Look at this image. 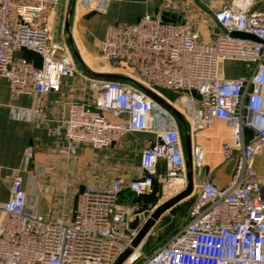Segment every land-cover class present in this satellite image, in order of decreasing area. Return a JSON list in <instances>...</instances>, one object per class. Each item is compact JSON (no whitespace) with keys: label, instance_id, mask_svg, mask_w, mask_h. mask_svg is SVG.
Here are the masks:
<instances>
[{"label":"built area","instance_id":"1","mask_svg":"<svg viewBox=\"0 0 264 264\" xmlns=\"http://www.w3.org/2000/svg\"><path fill=\"white\" fill-rule=\"evenodd\" d=\"M106 1L65 0V7L71 4V19H78L102 12ZM60 2L0 0V80H7L13 95L39 97L59 91L63 77L82 76L69 45L56 41L46 23ZM216 5L221 9L212 11V5L209 12L220 31L209 42L191 19L172 10V0H163L162 11L182 15L181 23L144 14L134 24L109 25L95 52L79 48L73 30L71 35L87 72L124 75L161 96V90L176 93L178 107L164 99L183 115L191 138L214 120L223 122L232 140L222 144V159H237L229 183L194 186L184 223L164 243L144 253V236L132 247L138 230H129L127 222L138 214L119 196L153 193L155 183L171 189L172 197L182 192L187 184L182 138L166 110L135 84L91 79L97 93L69 101L53 131L65 140L58 153L74 155L82 144L103 150L127 134L152 132L156 141L140 152L141 174L85 189L66 223L29 211L22 177L14 173L10 197L0 203V264H113L129 249L122 264H264V178L253 167L264 146V0H216ZM22 50L34 53L39 64L15 58ZM226 61L243 63L247 73L224 77ZM15 116L37 126L47 122L40 103ZM191 160L201 167L199 147L192 146Z\"/></svg>","mask_w":264,"mask_h":264},{"label":"crops","instance_id":"2","mask_svg":"<svg viewBox=\"0 0 264 264\" xmlns=\"http://www.w3.org/2000/svg\"><path fill=\"white\" fill-rule=\"evenodd\" d=\"M162 5L163 0H107L102 12L72 18L69 32L70 35L72 30L75 33L79 48L95 52L109 25L134 24L144 14L157 16L162 11ZM57 9L58 7L46 17L49 27L54 25L51 19L56 16ZM196 30L202 40H212L213 37L207 34L205 28ZM52 32L56 41H65L71 49L64 30V20L60 32ZM14 56L39 64V58L27 50L19 51ZM74 60L76 61L75 57ZM77 68L82 76L63 77L59 91L48 92L39 97L13 95L7 80H0V203L9 199L12 176L19 172L27 195L28 210L47 219L61 217L64 222L69 223L79 193L88 187H109L115 178H122L127 182L141 174L140 152L144 146L156 141L152 132L127 134L103 150H95L82 144L74 155L63 156L58 153L57 146H65V140L56 136L53 131L65 117L67 103L71 100H84L90 92L97 93L96 89H91L93 83L85 66V69L79 65ZM221 72L228 79L247 73L244 64L236 61L223 62ZM162 96L169 100L163 94ZM169 101L176 103L177 107L180 104L179 100ZM38 103L44 110L47 120L45 125L37 126L30 120L16 118V113L29 112ZM172 122V119H167L169 125ZM245 137L247 141L251 140L253 134L246 131ZM191 139L192 146L199 147L203 152L201 167H193L194 186L204 182H212L219 187L226 186L237 163L235 157L224 161L221 155L222 144L232 140L230 130L223 122L214 120L209 128L196 132ZM28 149L31 152L26 156ZM253 167L264 178V146L254 156ZM132 195L134 194L123 192L119 196V202L133 209L146 204L129 199Z\"/></svg>","mask_w":264,"mask_h":264},{"label":"rangeland","instance_id":"3","mask_svg":"<svg viewBox=\"0 0 264 264\" xmlns=\"http://www.w3.org/2000/svg\"><path fill=\"white\" fill-rule=\"evenodd\" d=\"M172 3L175 8L172 10L181 12L185 17L191 19L195 29L205 28L207 34L211 38L213 37V34L220 31V29L215 25L213 21L212 13L209 12V6L211 7L212 5V11H219L221 9L222 6L216 5V0H172ZM66 8L67 7H65V0H61L56 11V16H51V21L54 22L53 26H51L52 22H50L51 27L49 28L51 29V31H54L55 33L60 32ZM46 23L49 24L47 20ZM75 59L77 61V65H79L82 69H85L81 62L77 58ZM161 93L171 101L174 100L177 102L179 100L178 95H176V93L174 92L161 90ZM155 190L159 191V193H157ZM155 190L153 193L129 196V199L131 200L146 203L143 206L139 205L134 208L133 213L141 214L144 211H149L150 213H152L156 206L169 200L173 195V191L171 189H169L168 187L162 188V186L159 184H156ZM194 196L195 193L192 192L189 197L176 203L171 209L162 213L158 218L155 219L149 216L141 222V225H144L149 221L151 222L145 234V243L142 247L144 253H149L152 248L164 243V241L169 238L184 223L188 208L192 204ZM77 199L78 196L76 197V202ZM138 263L139 260H135L133 262V264Z\"/></svg>","mask_w":264,"mask_h":264},{"label":"water","instance_id":"4","mask_svg":"<svg viewBox=\"0 0 264 264\" xmlns=\"http://www.w3.org/2000/svg\"><path fill=\"white\" fill-rule=\"evenodd\" d=\"M71 4L69 8L66 11L65 17H64V30L67 33L68 41L71 45L72 53L75 58H77L82 65H84L78 55V52L74 46V43L72 41V37L69 32V24H70V19H71ZM159 19L166 24H178L182 22V15L174 14L169 11H161L159 14ZM234 36H246L243 34H233ZM90 78L92 80L96 81H128L139 88H141L146 96H148L151 100H153L156 104L161 106L166 112L172 117L174 120L178 131L180 133V136L182 138V146H183V151L186 156V164H187V172H186V180L187 184L185 189L177 194L176 196L170 198L169 200L163 202L162 204L158 205L152 213L149 211H144L141 214H138L134 217L132 221L127 222V228L131 231H137V236L135 237L132 247H135L139 244V242L143 239L145 236L147 229L150 225V221L147 222L144 225H141V222L145 220L146 218L153 217V218H158L162 213L165 211L171 209L176 203L179 201L189 197L191 193L193 192L194 189V182H193V165H192V160H191V150H192V139H191V134L189 131V126L184 119L183 115L172 105H170L164 97H162L158 92L152 91L148 88L143 87L140 85L138 82L135 80L124 76V75H118V74H95L88 72ZM131 249L125 251L123 254H121L118 259L113 263V264H122V262L131 254Z\"/></svg>","mask_w":264,"mask_h":264},{"label":"trees","instance_id":"5","mask_svg":"<svg viewBox=\"0 0 264 264\" xmlns=\"http://www.w3.org/2000/svg\"><path fill=\"white\" fill-rule=\"evenodd\" d=\"M29 52H30V51H29ZM31 53H32V52H31ZM33 54H34V53H33ZM155 189H156V183L154 184V190H155ZM157 246H159V245H157ZM155 247H156V246H155ZM155 247H154V248H155ZM152 249H153V248H152ZM152 249H151V250H152Z\"/></svg>","mask_w":264,"mask_h":264}]
</instances>
